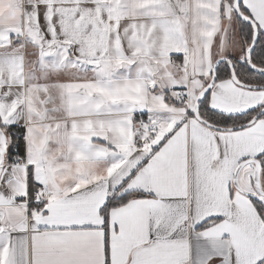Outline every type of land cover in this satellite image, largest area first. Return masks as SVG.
<instances>
[{
  "label": "snow or ice",
  "instance_id": "1",
  "mask_svg": "<svg viewBox=\"0 0 264 264\" xmlns=\"http://www.w3.org/2000/svg\"><path fill=\"white\" fill-rule=\"evenodd\" d=\"M0 264H264V0H0Z\"/></svg>",
  "mask_w": 264,
  "mask_h": 264
}]
</instances>
